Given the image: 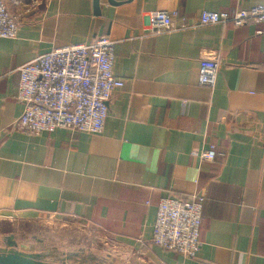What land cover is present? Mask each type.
<instances>
[{
  "label": "crops",
  "instance_id": "crops-1",
  "mask_svg": "<svg viewBox=\"0 0 264 264\" xmlns=\"http://www.w3.org/2000/svg\"><path fill=\"white\" fill-rule=\"evenodd\" d=\"M16 39L0 38V220L48 216L97 227L108 264H264V35L254 24L200 25L264 0H4ZM167 11L187 29L156 32ZM107 36L114 92L101 134L28 136L16 122V69L39 55ZM202 58H218L213 88ZM214 145L216 163L200 159ZM204 201L196 258L153 243L163 199ZM108 246L111 247L110 250Z\"/></svg>",
  "mask_w": 264,
  "mask_h": 264
},
{
  "label": "built area",
  "instance_id": "built-area-1",
  "mask_svg": "<svg viewBox=\"0 0 264 264\" xmlns=\"http://www.w3.org/2000/svg\"><path fill=\"white\" fill-rule=\"evenodd\" d=\"M254 24L264 35V6L233 13L204 11L200 25ZM148 24L156 32L193 27L167 11L151 14ZM19 32L4 0H0V38L16 39ZM116 42L107 36L90 44L69 45L39 55L16 69L19 74L17 100L24 111L15 127L28 136L50 134L57 129L89 135L101 134L109 116V103L125 81L114 74ZM220 67L218 58H202L200 85L213 88ZM219 155L214 145L201 152L203 163H216ZM204 197L193 193L186 198L163 199L154 225L153 243L157 247L186 258H196L201 251Z\"/></svg>",
  "mask_w": 264,
  "mask_h": 264
},
{
  "label": "rangeland",
  "instance_id": "rangeland-1",
  "mask_svg": "<svg viewBox=\"0 0 264 264\" xmlns=\"http://www.w3.org/2000/svg\"><path fill=\"white\" fill-rule=\"evenodd\" d=\"M104 241L97 227L71 219L0 220V264H108Z\"/></svg>",
  "mask_w": 264,
  "mask_h": 264
},
{
  "label": "water",
  "instance_id": "water-1",
  "mask_svg": "<svg viewBox=\"0 0 264 264\" xmlns=\"http://www.w3.org/2000/svg\"><path fill=\"white\" fill-rule=\"evenodd\" d=\"M97 1H98V0H97ZM7 264H24V263L10 262V263H7Z\"/></svg>",
  "mask_w": 264,
  "mask_h": 264
}]
</instances>
